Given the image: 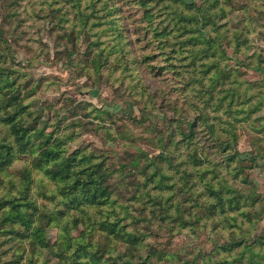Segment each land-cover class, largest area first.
Masks as SVG:
<instances>
[{
  "label": "rangeland",
  "instance_id": "obj_1",
  "mask_svg": "<svg viewBox=\"0 0 264 264\" xmlns=\"http://www.w3.org/2000/svg\"><path fill=\"white\" fill-rule=\"evenodd\" d=\"M0 70L34 129L0 123V264L264 262V0H0ZM48 134L106 205L35 166Z\"/></svg>",
  "mask_w": 264,
  "mask_h": 264
},
{
  "label": "trees",
  "instance_id": "obj_2",
  "mask_svg": "<svg viewBox=\"0 0 264 264\" xmlns=\"http://www.w3.org/2000/svg\"><path fill=\"white\" fill-rule=\"evenodd\" d=\"M25 108L26 105L23 104L22 100L14 96L13 81L10 80L9 74H3L0 70V123H4L9 130V133L5 134L6 137L10 134L17 137L19 142H22V140L24 142L33 141L31 139L34 137V129L30 128L33 126H30L31 124L26 120L24 114H22ZM45 137H47L45 141L49 143L46 147H43L39 154L34 147L30 148L31 154L42 157L41 162L34 163L35 166H40V170L57 185L63 183L67 190H71L79 195L81 198L78 200V209L81 212H83L82 207L84 205L90 206V203H93L92 205L97 204L98 206L106 205L109 194L105 191V188L98 184L92 187L91 184L94 180L98 181L99 178L98 183L102 185L103 180L100 178H104L105 174L106 176L109 174L110 171H107V173L104 168V162H101L105 158L100 159L99 154L93 153L90 150L87 151L85 148H76L74 150H70L69 147L65 148L63 142L58 141V139L64 140V137L58 136V139H54L49 134L45 135ZM0 147L3 149L13 148V140H8L7 138L1 140ZM87 152L91 153V155L87 154ZM194 153L198 164H201V156L195 151ZM93 158L97 162L93 161ZM92 162L94 164H91ZM29 171L30 169L26 170L25 177L22 181V189L25 192H30L32 189L31 179H28ZM218 204L221 206L224 205L222 200ZM80 210L75 212V216ZM24 213V210L17 208L14 211L13 217L15 219L21 218L25 221L26 217ZM30 239L31 245H35L34 250H37V244L41 246L45 245V242L37 241L34 234H30ZM249 247H252V245ZM89 252L87 248L81 254L85 253L86 256L89 255L90 257L96 256ZM102 262V259H100V263ZM113 264H116V262L113 261ZM249 264H264V262L249 260Z\"/></svg>",
  "mask_w": 264,
  "mask_h": 264
}]
</instances>
